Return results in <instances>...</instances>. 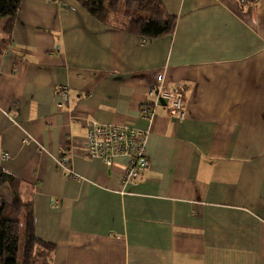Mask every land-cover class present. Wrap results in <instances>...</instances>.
I'll list each match as a JSON object with an SVG mask.
<instances>
[{"label": "crops", "instance_id": "1", "mask_svg": "<svg viewBox=\"0 0 264 264\" xmlns=\"http://www.w3.org/2000/svg\"><path fill=\"white\" fill-rule=\"evenodd\" d=\"M161 2L175 29L145 40L75 0L21 1L0 53V167L33 187L52 264H264V0ZM161 75L185 119L141 118ZM93 121L148 131L140 178L85 156Z\"/></svg>", "mask_w": 264, "mask_h": 264}, {"label": "trees", "instance_id": "2", "mask_svg": "<svg viewBox=\"0 0 264 264\" xmlns=\"http://www.w3.org/2000/svg\"><path fill=\"white\" fill-rule=\"evenodd\" d=\"M22 0H0V53L11 42V29ZM259 0H239L241 6H250ZM96 21L142 39H158L175 29L176 17L166 13L161 0H75ZM6 190L11 199L0 195V264H52L54 244L35 235L33 217V187L20 181L0 167V194ZM23 235L22 253L18 243Z\"/></svg>", "mask_w": 264, "mask_h": 264}, {"label": "built area", "instance_id": "3", "mask_svg": "<svg viewBox=\"0 0 264 264\" xmlns=\"http://www.w3.org/2000/svg\"><path fill=\"white\" fill-rule=\"evenodd\" d=\"M156 84L155 88L147 94L153 103L152 106L140 107L141 118L151 120L153 106L164 105L172 117L185 119V106L179 89L176 86H165L162 83V75L156 78ZM57 94L62 100H67L68 89L62 87L57 90ZM62 105L59 103V106ZM86 133L84 154L88 158L99 159L106 168H110L118 157L126 158L127 167L122 176L121 185L137 180L142 172L150 167L145 150L148 131L93 121L88 123ZM8 158L6 153L0 156L1 160ZM67 175L69 178L74 177L71 171H68Z\"/></svg>", "mask_w": 264, "mask_h": 264}, {"label": "rangeland", "instance_id": "4", "mask_svg": "<svg viewBox=\"0 0 264 264\" xmlns=\"http://www.w3.org/2000/svg\"><path fill=\"white\" fill-rule=\"evenodd\" d=\"M4 20L0 18V28L4 25ZM1 34V33H0ZM1 195V199H3L2 197H4V195L0 194ZM23 243H24V240H23V235L21 234L20 237H19V243H18V252H19V255H21V251H22V248H23Z\"/></svg>", "mask_w": 264, "mask_h": 264}]
</instances>
